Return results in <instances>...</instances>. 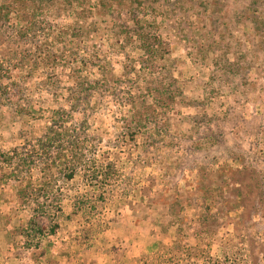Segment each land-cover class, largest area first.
Returning <instances> with one entry per match:
<instances>
[{
    "label": "rangeland",
    "instance_id": "rangeland-1",
    "mask_svg": "<svg viewBox=\"0 0 264 264\" xmlns=\"http://www.w3.org/2000/svg\"><path fill=\"white\" fill-rule=\"evenodd\" d=\"M153 1L0 26V236L53 204L91 264H264V35L243 0Z\"/></svg>",
    "mask_w": 264,
    "mask_h": 264
},
{
    "label": "trees",
    "instance_id": "trees-1",
    "mask_svg": "<svg viewBox=\"0 0 264 264\" xmlns=\"http://www.w3.org/2000/svg\"><path fill=\"white\" fill-rule=\"evenodd\" d=\"M25 1L26 0H3L2 2H0V26L9 21L10 15H16V19H26V23L33 24L36 21L34 15H31L32 17L28 19L25 18L30 13V11L24 10V8L28 6V3H26ZM50 1L52 0H40L38 2L36 0L37 4L32 6V9L33 7L41 8L44 4ZM110 1L114 2V0ZM147 1H149L150 3H154L153 0H131V3H143L146 8L154 10ZM243 1H246V3L237 15L238 19L240 20L242 18L244 21L253 23L254 29L259 33L260 38L263 37L264 0ZM159 7L161 8V5H159ZM216 19L217 18H215L214 21H216ZM223 23L226 24V22ZM147 35L148 34L144 31L142 32V34H140L142 41L141 49L147 52L149 56L156 55L158 50L153 44H151L150 38H148ZM159 93L160 92H158L157 94L159 95ZM160 99H158L157 101H159ZM69 177L72 178L73 176L70 175ZM21 194L29 195L28 192H21ZM37 207L34 208L31 219L25 225L15 227L8 233V237L12 240L11 249L15 248L16 252L29 250L31 248L39 250L46 247L45 242L48 243L47 246H50L53 245V242L59 239L58 234L60 225L59 223L54 222V217H56L57 212L53 214V210H49V208H53V204H47V206H42L39 204L37 205ZM58 211H61V209H58ZM73 239H75L73 240L74 243L79 239V237H74Z\"/></svg>",
    "mask_w": 264,
    "mask_h": 264
},
{
    "label": "crops",
    "instance_id": "crops-1",
    "mask_svg": "<svg viewBox=\"0 0 264 264\" xmlns=\"http://www.w3.org/2000/svg\"><path fill=\"white\" fill-rule=\"evenodd\" d=\"M13 223V221H10L6 225L8 233L15 227ZM8 233L3 238L0 236V264H51L54 259H59L55 261H60L58 262L60 264H91L86 261L87 257L83 253H78L77 251L75 253L62 252L59 249L60 244L58 241L53 242V245H46V247L42 248L44 252H38V249L34 248L16 252L15 248L11 249L12 240L8 237ZM74 247L73 249L75 250Z\"/></svg>",
    "mask_w": 264,
    "mask_h": 264
}]
</instances>
